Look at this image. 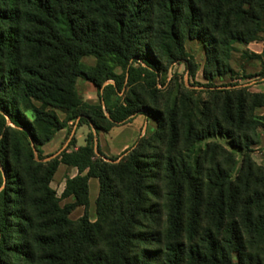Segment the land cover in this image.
<instances>
[{"label":"trees","instance_id":"obj_1","mask_svg":"<svg viewBox=\"0 0 264 264\" xmlns=\"http://www.w3.org/2000/svg\"><path fill=\"white\" fill-rule=\"evenodd\" d=\"M262 32L264 0H0V264H264V168L251 156L264 93L206 85L202 99L157 82L163 62L187 58V39L202 43L211 80L232 70L235 44ZM85 56L99 70L87 72ZM126 75L129 95L109 117L77 93L80 77L101 88L110 79L124 86ZM136 114L156 128L120 160L95 145L93 131L75 149L41 155L78 117L109 131ZM211 135L239 151L238 169L222 143L196 147ZM61 163L78 170L63 206L51 186ZM90 178L99 182L96 221ZM78 206L84 214L72 219Z\"/></svg>","mask_w":264,"mask_h":264},{"label":"rangeland","instance_id":"obj_2","mask_svg":"<svg viewBox=\"0 0 264 264\" xmlns=\"http://www.w3.org/2000/svg\"><path fill=\"white\" fill-rule=\"evenodd\" d=\"M261 40H264V32L261 33L260 39L250 42L249 44H235V50L231 51L230 59L228 60L232 70L226 75L215 76L213 79H207L204 75L206 67L207 55L204 51L202 43L197 39H187L185 48L187 51V58L176 61L171 64H165L166 70L157 76L158 88L167 91L170 87H177L182 91H194L196 97L207 99L209 95L205 92L206 85H230L238 84L248 87L249 91L255 93H264V77L262 73V62L264 61V42L263 48ZM256 42V43H255ZM262 57V59H260ZM84 69L87 72L91 70H99V60L95 56H85L82 58ZM101 63V61H100ZM105 63L112 68V70L122 75L123 67L120 66L113 57H108ZM137 66V65H136ZM144 74H141V79H144ZM128 76H125V85L120 87L114 79L107 80L102 83L101 88H98L93 82L86 78L80 77L76 84V90L84 102L91 105H101L103 112L109 117V109H114L119 104L124 103L128 97L129 88L126 86ZM143 81V80H142ZM162 83H165L164 85ZM107 84L114 85L113 89L106 90ZM102 96V99L100 97ZM40 105L39 102H36ZM61 119H65L68 114L61 109H54ZM24 116L32 120L33 114L30 111L23 112ZM255 115L264 123V106L257 108ZM156 128V122L143 114L133 115L130 119L122 124L113 127L109 131H97L93 124L82 123L81 117L76 118L68 123L67 127L58 131L52 142L44 148L40 146L41 155L43 157L57 156L61 151L67 148L71 142L74 143L70 149L85 144V138L89 131L95 134V145L99 146L102 152L107 157H117L118 160L126 155V151L132 148L139 138L143 136H150ZM258 142L251 147V156L253 160L264 168V128L259 126L256 130ZM218 141L227 148L235 151L238 154V163L235 168L240 166L241 157L239 151L232 146L228 138L224 135H211L206 139L199 141L196 147H204L207 141ZM129 142V146L125 149L118 150L113 154L105 153L104 145L117 148ZM38 155V153H37ZM49 158H45L47 160ZM77 174V169H71L65 165H61L56 172L51 186L56 190L59 197H61L60 204L63 206L71 202L73 198H63L62 192L65 188L66 179ZM98 179L92 178L90 182V205L88 207V214L92 221L97 219L96 198L98 196ZM84 207H77L70 215L72 219H78L84 214Z\"/></svg>","mask_w":264,"mask_h":264},{"label":"crops","instance_id":"obj_3","mask_svg":"<svg viewBox=\"0 0 264 264\" xmlns=\"http://www.w3.org/2000/svg\"><path fill=\"white\" fill-rule=\"evenodd\" d=\"M263 42H264V40H261V43H257V44H259L258 46L261 45V48H263ZM255 43H256V42H255ZM51 142H52V140L49 141V142H47L46 144H44L43 147H44V148H48L47 146H49V144H50ZM128 146H129V142H128V143H125L124 145L118 146L117 148H112L111 146L104 145L103 150H104L105 153L113 154V153L117 152L118 150L125 149V148L128 147ZM76 148H77V147H76ZM61 165H65V166H67V167H69V168H71V169H74V168H75V167H73V166H68V165H66V164L61 163V164L59 165L58 169L60 168ZM75 169H77V168H75ZM57 171H58V170H57ZM77 173H78V170H77ZM74 176H75V175H74ZM72 177H73V176H72ZM91 179H92V178H90V180H89V187H90ZM96 179H97V178H96ZM98 190H99V185H98ZM78 207H82V206H78Z\"/></svg>","mask_w":264,"mask_h":264}]
</instances>
